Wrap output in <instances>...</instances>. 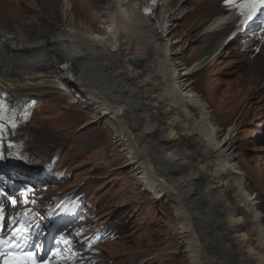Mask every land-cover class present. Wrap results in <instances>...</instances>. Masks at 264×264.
<instances>
[{"label":"bare ground","instance_id":"bare-ground-1","mask_svg":"<svg viewBox=\"0 0 264 264\" xmlns=\"http://www.w3.org/2000/svg\"><path fill=\"white\" fill-rule=\"evenodd\" d=\"M26 1L54 23L37 33L0 19V86L14 93L51 90L60 99L67 97L62 92L73 93L71 104L91 112L84 127L102 126L120 147L125 164L118 169L136 172L143 189L164 200L180 223L181 239L201 238L200 248L195 242L186 246L187 258L197 264H264V219L233 157L237 125L222 134L191 82L194 74L213 66L227 34L233 42L252 30V40L239 44L238 53L248 43L257 45L264 38V16L241 23L239 9L226 0L195 1L192 14L202 8L219 14L196 21L203 27L198 40L213 36L220 41L189 67L183 49H176L179 41H173L183 18L170 19L179 10L174 8L178 0H138L145 14L134 8L135 0H101L99 21L84 19L85 24L74 20L75 3L68 8L59 0ZM84 3L96 11L97 2ZM251 61L242 91L261 86L254 97L264 98V45ZM36 132L43 136L42 129L33 128L22 139ZM90 142L83 141L79 151ZM61 146L55 145L51 157ZM218 242L229 247L227 259Z\"/></svg>","mask_w":264,"mask_h":264},{"label":"rangeland","instance_id":"rangeland-1","mask_svg":"<svg viewBox=\"0 0 264 264\" xmlns=\"http://www.w3.org/2000/svg\"><path fill=\"white\" fill-rule=\"evenodd\" d=\"M84 1L89 2L59 0V3L67 4L68 8H71L70 2L75 3L72 15L77 23L85 24L84 19L92 18L99 21L103 1L93 0L97 2L94 13L91 5H85ZM190 1L197 0H178L174 8L179 10L170 16L174 20L183 16L177 21L179 26L173 33V41H179L176 49H183V62L189 67L197 61L202 62L205 52H209L220 41V38L213 36H209L206 42L198 40L197 35L203 27L195 25L196 21L204 16L203 20L209 21L219 14L210 13L208 8L192 14L197 2L193 4ZM44 16L41 10L33 9L26 0H0V19L11 27L19 26L38 33L54 23ZM228 35L214 56L213 66L194 74L191 82L194 91L209 105L214 124L221 129L222 134L231 125H237L233 157L245 172L246 190L255 200L256 208L264 219V98L254 97L261 86L252 89L247 85L242 91L245 81L243 75L252 65V61L251 64L249 61L255 60L260 50L256 52L255 49L249 51L245 48L238 53V40L232 42L228 40ZM31 91L33 95H29ZM47 91L51 90L22 89L14 93L34 97L39 101L25 134L33 128L42 129L44 133L43 136L37 132L33 136L28 135L31 140L29 150L33 154H44V159H49L52 158L50 154L55 150V145L61 144L57 150L61 159L60 166L70 173L68 181L62 180L60 185L43 190V196L51 198L76 188H79L78 193L86 194L90 205L83 203L84 210L92 217L87 222L95 225L94 228L106 224L108 237L100 247V255L103 260H112L110 264H197L195 259L187 258L185 249L187 245L192 246V242H195L194 248H200L201 238L181 239L180 223L164 200L147 193L138 182L136 172L130 168L118 169L125 164V158L114 137L102 126L84 127L91 112L71 104L76 101L73 93L62 92L67 97L60 99L59 95H51ZM27 138L22 139V146L27 143ZM83 141L92 143L85 151H79ZM94 144L95 147L91 148ZM190 147L187 148L188 154ZM81 200L84 202L83 197ZM112 226L111 234L118 232V238L108 233ZM218 243L222 256L227 259L229 247L222 242Z\"/></svg>","mask_w":264,"mask_h":264},{"label":"snow or ice","instance_id":"snow-or-ice-1","mask_svg":"<svg viewBox=\"0 0 264 264\" xmlns=\"http://www.w3.org/2000/svg\"><path fill=\"white\" fill-rule=\"evenodd\" d=\"M226 3L229 4V6L236 7L239 9L238 15L244 17V19L241 20V23H246L247 21H253L259 20L260 17L264 16V0H244L243 3L236 4L235 0H226ZM147 12L148 10L145 9ZM264 22V21H262ZM15 126V125H14ZM3 132L4 129L0 127V140L3 139ZM3 146L0 145V148ZM9 148L12 147L11 144L8 145ZM0 158H3L2 152H0ZM16 200H12V204L15 205ZM25 203H28L27 200H25ZM12 223H15L13 220ZM4 227V211H3V205H0V230H2ZM12 236L16 237L19 241H30V230H18L13 231L11 233ZM6 243H9V241H5L3 239H0V255L4 254V245ZM61 243H66L64 240H58L57 246ZM39 249V244H27V245H13L14 251L17 252H35ZM53 255H56L54 252ZM31 264H61L60 261L52 262L50 261L46 256H41L39 260L33 259L31 261ZM64 264H67V262H64Z\"/></svg>","mask_w":264,"mask_h":264}]
</instances>
